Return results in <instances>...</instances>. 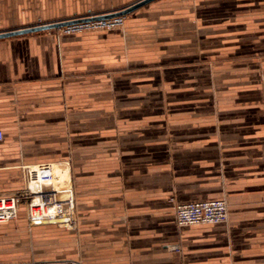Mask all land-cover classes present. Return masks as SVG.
<instances>
[{"label": "crops", "instance_id": "crops-1", "mask_svg": "<svg viewBox=\"0 0 264 264\" xmlns=\"http://www.w3.org/2000/svg\"><path fill=\"white\" fill-rule=\"evenodd\" d=\"M136 1L0 0V32ZM124 26L0 38V197L27 165L69 162L75 183L73 249L35 259L264 264V0H155ZM213 199L228 221L178 225L176 203ZM26 213L0 238L53 245Z\"/></svg>", "mask_w": 264, "mask_h": 264}, {"label": "built area", "instance_id": "built-area-1", "mask_svg": "<svg viewBox=\"0 0 264 264\" xmlns=\"http://www.w3.org/2000/svg\"><path fill=\"white\" fill-rule=\"evenodd\" d=\"M101 14L88 13L71 18L77 20L58 30L71 34L88 30L112 29L123 26L126 15L96 18ZM46 24V23H43ZM4 132L0 129V142ZM24 170V186L18 192L0 197V224L19 217L25 206L30 222L62 220L65 225L76 222L77 204L72 167L69 162L27 165ZM179 226L218 224L229 219V205L225 199L176 203L174 206ZM176 250L179 247H175ZM19 264H84L78 259L36 260Z\"/></svg>", "mask_w": 264, "mask_h": 264}, {"label": "rangeland", "instance_id": "rangeland-1", "mask_svg": "<svg viewBox=\"0 0 264 264\" xmlns=\"http://www.w3.org/2000/svg\"><path fill=\"white\" fill-rule=\"evenodd\" d=\"M125 6L124 8H126ZM123 9V8H122ZM116 10V9H115ZM120 10V9H119ZM117 11V10H116ZM126 18L125 21L127 19ZM125 21L123 26H119L112 29H123L125 26ZM111 29V30H112ZM107 29H99V30H88V31H102ZM84 31V32H88ZM83 33V32H82ZM36 228H42L47 227L51 231V235L48 239L50 242H54L53 245L49 246L48 244L46 246L41 245L40 243L42 240L40 238L37 241L38 235L34 233L33 237H29V231L27 228L19 227L17 229H13L12 232L14 233L11 237L5 236L3 238H0V245L2 248V252L7 254L10 253L12 255H17L18 259H21L20 261H24L28 258H32L30 260H33L35 258H42L45 252H47L49 249H58L60 248L64 249L65 251L73 249V230L74 225H65L63 221L52 223V224H36L34 225ZM9 232V231H7ZM3 236V235H2ZM60 243V244H59ZM7 261H3L2 263H5ZM5 264H15V263H5Z\"/></svg>", "mask_w": 264, "mask_h": 264}, {"label": "water", "instance_id": "water-1", "mask_svg": "<svg viewBox=\"0 0 264 264\" xmlns=\"http://www.w3.org/2000/svg\"><path fill=\"white\" fill-rule=\"evenodd\" d=\"M155 0H138L134 3H132L131 5L127 6L126 8L120 9L118 11H114V12H110V13H106V14H101L99 16H97L96 18L102 19V18H110V17H114V16H119V15H126L129 14L151 2H153ZM77 20H64V21H55V22H50V23H46V24H40V25H35V26H29V27H23V28H19V29H13V30H8V31H2L0 32V38H4V37H11V36H16V35H21V34H25V33H29V32H34V31H40V30H47V29H54V28H60L62 26H66L69 25L71 23L76 22ZM62 220L57 219V220H44V221H35V222H31L33 225L36 224H52V223H57L60 222Z\"/></svg>", "mask_w": 264, "mask_h": 264}]
</instances>
